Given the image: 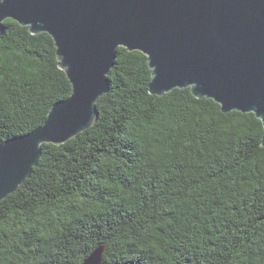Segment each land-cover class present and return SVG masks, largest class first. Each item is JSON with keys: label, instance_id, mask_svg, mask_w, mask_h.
I'll list each match as a JSON object with an SVG mask.
<instances>
[{"label": "trees", "instance_id": "obj_1", "mask_svg": "<svg viewBox=\"0 0 264 264\" xmlns=\"http://www.w3.org/2000/svg\"><path fill=\"white\" fill-rule=\"evenodd\" d=\"M0 38V144L70 97L54 39L14 19ZM119 47L88 129L45 143L0 200V264H264V125L190 87L152 94Z\"/></svg>", "mask_w": 264, "mask_h": 264}, {"label": "water", "instance_id": "obj_2", "mask_svg": "<svg viewBox=\"0 0 264 264\" xmlns=\"http://www.w3.org/2000/svg\"><path fill=\"white\" fill-rule=\"evenodd\" d=\"M7 19L54 39L72 93L41 126L0 144V200L30 177L43 144L95 123L121 46L147 56L152 94L190 87L264 125V0H0V38ZM102 251L84 264H102Z\"/></svg>", "mask_w": 264, "mask_h": 264}]
</instances>
